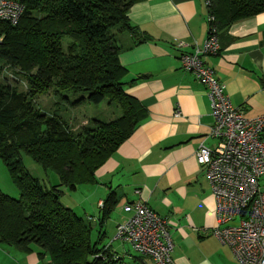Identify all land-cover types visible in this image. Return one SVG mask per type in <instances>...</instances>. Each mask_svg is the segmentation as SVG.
Instances as JSON below:
<instances>
[{"label":"trees","instance_id":"trees-1","mask_svg":"<svg viewBox=\"0 0 264 264\" xmlns=\"http://www.w3.org/2000/svg\"><path fill=\"white\" fill-rule=\"evenodd\" d=\"M20 1L25 10L19 22L0 21V73L8 66L14 76L12 83L8 78L0 82V159L20 191L14 198L0 189V245L25 253L38 247L53 264H128L112 244L104 243L105 222L121 197L111 190L103 206L99 203L97 219L84 217L62 203L61 186L74 191L99 183L96 171L148 115L145 105L126 92L127 68L119 60L124 49L119 34H131L135 44L150 39L129 17L131 7L142 0ZM208 10L220 37L225 26L264 12V0H211ZM22 80L25 90H20ZM52 89L87 95L77 103L107 100L121 115L92 120L74 131L58 115L36 106L38 94ZM22 152L56 171L61 182L47 186L35 177Z\"/></svg>","mask_w":264,"mask_h":264},{"label":"crops","instance_id":"crops-1","mask_svg":"<svg viewBox=\"0 0 264 264\" xmlns=\"http://www.w3.org/2000/svg\"><path fill=\"white\" fill-rule=\"evenodd\" d=\"M207 14L205 0H142L131 7L132 24L150 39L135 44L131 34H119L124 47L119 60L127 68L126 92L145 105L148 115L96 171L99 183L87 189L93 190L88 206L98 207L113 190L124 216V205L140 200L167 218L174 242L169 264H241L214 235L215 197L196 156L202 142L217 144L209 134L214 119L206 88L181 61L182 53L206 40ZM219 41L220 52L205 57L206 63L246 117L263 115L264 12L225 26ZM39 252L38 247L30 253L9 249L12 260L0 259V264H53ZM118 254L128 264H154L147 256Z\"/></svg>","mask_w":264,"mask_h":264},{"label":"built area","instance_id":"built-area-1","mask_svg":"<svg viewBox=\"0 0 264 264\" xmlns=\"http://www.w3.org/2000/svg\"><path fill=\"white\" fill-rule=\"evenodd\" d=\"M209 9L211 0H205ZM25 10L20 0H0V21L17 24ZM209 33L203 44L181 54L183 68L204 85L214 122L210 136L214 147L202 142L197 161L205 168L216 202L218 224L214 235L230 246L241 264H264V114L249 118L236 106L226 85L205 57L221 49L215 15L208 10ZM4 35H0V50ZM183 46V41H177ZM180 111L175 113L180 115ZM103 206V201L100 202ZM130 215L117 227L116 239L130 243L154 264L172 261L174 242L166 218L143 201L125 205ZM237 220V223L231 224Z\"/></svg>","mask_w":264,"mask_h":264},{"label":"rangeland","instance_id":"rangeland-1","mask_svg":"<svg viewBox=\"0 0 264 264\" xmlns=\"http://www.w3.org/2000/svg\"><path fill=\"white\" fill-rule=\"evenodd\" d=\"M66 39H69V37H66ZM11 74L10 68L5 66L2 69V73H0V82L4 81V78H8V81L12 83L14 81V76ZM26 88V81L22 80L20 90H25ZM82 96L86 97L87 95L77 94L72 96V94L68 91H63L59 94L55 91V89H52L49 92L38 94L35 101L36 106L42 112H46L49 115H58L61 119L71 125L74 131L81 130L84 126H86V124L90 125L93 122L92 120L110 121L121 115V109L116 104L109 103L107 100L99 104H94L89 101H81L77 103V100H79ZM66 97H69V100L66 99ZM22 157L29 171L35 177L41 179L47 186L59 184L61 182V179L56 171L43 168L30 154L22 152ZM90 186V184L80 185L74 191L70 190L66 185L61 186V189L63 190L61 194L62 203L66 206H70L78 214L84 217H86V213L98 217L100 212L96 203L94 206H88L90 203L87 201L88 193L93 192V190L88 192L87 189L93 188ZM0 189L14 198H19L20 196L19 188L12 180L10 171L2 159H0ZM128 217L129 214L124 216L123 211L120 210V204H117L111 212L110 217L105 222L107 236L104 239V243L112 244V247L117 249L121 255H126L127 259L133 258L135 255H139L138 252L127 242L124 243L126 244L125 250L122 241L114 239V237L117 233L118 224L127 220ZM235 223H237V220L231 222V224ZM92 224L95 227L93 233L96 234L98 227L97 221L92 222ZM9 249L14 252H17L18 250L13 246L4 244L0 245L1 263H3L5 259L9 262L12 260L7 253Z\"/></svg>","mask_w":264,"mask_h":264}]
</instances>
